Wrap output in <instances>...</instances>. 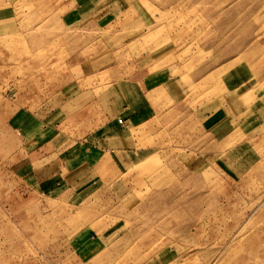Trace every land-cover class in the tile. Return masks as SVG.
<instances>
[{"label": "rangeland", "instance_id": "rangeland-1", "mask_svg": "<svg viewBox=\"0 0 264 264\" xmlns=\"http://www.w3.org/2000/svg\"><path fill=\"white\" fill-rule=\"evenodd\" d=\"M15 1L0 0V264H264V147L239 133L217 147L218 126L206 128L208 115L242 127L264 112V0H123L124 19L82 37V56L102 58L92 75L59 26L67 0ZM141 68L167 84L146 99L145 122L119 119L134 164L66 172L57 149L106 129ZM21 112L59 115L50 163L66 185L88 186L81 197L46 198L16 177ZM90 234L104 246L80 261Z\"/></svg>", "mask_w": 264, "mask_h": 264}, {"label": "crops", "instance_id": "crops-1", "mask_svg": "<svg viewBox=\"0 0 264 264\" xmlns=\"http://www.w3.org/2000/svg\"><path fill=\"white\" fill-rule=\"evenodd\" d=\"M22 1L23 0H16L14 3ZM123 3H125L123 0H67L62 3L59 26L63 31L64 39L68 40L70 44L74 46V55L72 59L79 62L77 63L78 69L83 75L95 74L100 66L96 61L102 58H98L97 56L94 58L82 56V37H94L98 33H102V31L117 24L121 17L124 19V16L129 12L132 5L131 7L128 5V7H125ZM14 5L16 6V4ZM14 5L12 6V12L16 14L17 9ZM15 16L17 17V15ZM128 25V28H130V24ZM99 46L101 49L102 45L100 42ZM101 50V54L108 52L106 49ZM110 51L111 50H109V52ZM93 52H96V49L93 50ZM137 62H142V60L140 61L138 59ZM141 69L131 76L135 79L131 81L126 79L122 82V86L125 85L126 87V94L122 95V98H120L119 106L121 112L109 110L107 118L110 120H108L109 126L106 129L103 131L100 130V132H97L98 134L81 139L64 150L60 151L57 149L58 153L56 159L60 157L58 162L62 164V168L65 169L66 172L70 171L74 175H78V173L87 174L89 171L93 172L97 169L99 167V162L101 163L105 159L115 160L116 173L121 172V169L128 171L129 167L134 164L135 160H133V158L136 157L133 154L134 152L132 149H129V146L126 145L125 142L123 143L118 140V134H122L123 131L121 130H123V125L126 123L134 124L140 119L143 120V115H146V113L150 111V108L146 104V99L150 97L149 94L152 92L156 93L157 90H160V87L167 84V82L163 83L165 79H160L162 74L159 78H155L156 76L152 73H146L143 68ZM99 70L103 71L104 69L101 67ZM239 77L240 73L235 72L233 78L237 79ZM229 81L232 80L229 79ZM248 82L249 80L234 82V90L238 88L243 89V87H245L244 85ZM134 84L140 88V90L138 89V91H135L136 95L131 92L132 90L128 87ZM223 85L225 86V83ZM127 91H130V93H127ZM239 99L243 100L242 97ZM106 107L112 106L108 104ZM235 109L236 112L239 111V109L241 111L242 106L240 105L238 108L235 107ZM23 114L22 112L17 114L11 121L15 129H18H16V133L23 142L13 166V172H15L16 177L26 185L28 190L32 192L35 190L46 198L59 197L63 196L65 193H76L77 191L80 195L79 197H81L87 192L85 190H87L88 186L76 187V185H78L77 179L75 180L77 184L74 185V183H71V187L69 184L66 185L65 180L69 179L68 176L65 175L63 178H55L57 177V172L56 169H54V164L50 163L53 160L54 150L48 147L49 145L52 147L59 145V115L52 114L51 117L48 116V118L41 119L39 123H37L30 114ZM221 115H217V125L216 123L214 125V119L209 120V115L206 118L207 131H209L210 126L211 128L218 126L215 133L219 140L216 144L217 147H220V145L223 147V145L228 144L235 134L238 133L242 136L244 135V138L251 141L256 140L255 142L258 148L264 147V112L254 120L250 118L248 121H243L245 125L242 127L241 125L240 127L237 126L232 120L234 125L230 126L229 124L231 123L227 122L229 119L226 114ZM119 119L123 121V125ZM143 121L145 122V119ZM30 126L31 128L29 129ZM207 135H209L208 132ZM212 135L214 136V134ZM250 149L254 148L250 146ZM258 154L259 153L255 151L254 155L259 158ZM257 162H259V160ZM53 176L54 178H52ZM85 182L86 181H81L79 183L84 184ZM102 245L104 246L102 238L98 236V239H92V234H90V236L86 238V244L84 246H82L81 243L76 246L74 250L75 257L80 261L81 259L85 261L91 254H96L99 247Z\"/></svg>", "mask_w": 264, "mask_h": 264}, {"label": "built area", "instance_id": "built-area-1", "mask_svg": "<svg viewBox=\"0 0 264 264\" xmlns=\"http://www.w3.org/2000/svg\"><path fill=\"white\" fill-rule=\"evenodd\" d=\"M122 122V121H121Z\"/></svg>", "mask_w": 264, "mask_h": 264}]
</instances>
